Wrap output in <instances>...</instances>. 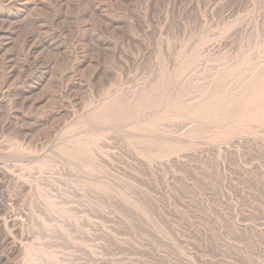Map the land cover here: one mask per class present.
<instances>
[{
    "label": "rangeland",
    "instance_id": "rangeland-1",
    "mask_svg": "<svg viewBox=\"0 0 264 264\" xmlns=\"http://www.w3.org/2000/svg\"><path fill=\"white\" fill-rule=\"evenodd\" d=\"M11 1L0 264H264V0Z\"/></svg>",
    "mask_w": 264,
    "mask_h": 264
},
{
    "label": "bare ground",
    "instance_id": "bare-ground-1",
    "mask_svg": "<svg viewBox=\"0 0 264 264\" xmlns=\"http://www.w3.org/2000/svg\"><path fill=\"white\" fill-rule=\"evenodd\" d=\"M10 0H1V2H9ZM24 1V0H23ZM43 1L44 0H31V2H30V6H31V10H40V9H43ZM47 1H49L50 2V4H51V2L52 1H55V0H47ZM57 1H59V0H56V2ZM63 1H67V0H63ZM81 1V0H80ZM86 1V0H85ZM0 2V3H1ZM11 2H13V0L11 1ZM10 2V3H11ZM16 2V1H15ZM17 2H22V0H18ZM45 2V1H44ZM62 2V1H61ZM73 2V1H72ZM9 3V4H10ZM88 3V2H87ZM95 3H97V2H95ZM47 4V3H46ZM53 4H55V2L53 3ZM60 4V3H59ZM59 4H57V5H59ZM68 4V3H67ZM98 4V3H97ZM8 5V4H7ZM5 6V5H4ZM16 6H17V4H16ZM89 6V5H88ZM9 7V6H8ZM19 7V6H18ZM22 7V6H21ZM21 7H19V8H21ZM24 7V6H23ZM22 7V8H23ZM91 7H92V5H91ZM90 6H89V8H91ZM51 8V7H50ZM56 8H58V6H56ZM7 9V8H6ZM10 9V8H9ZM24 9V8H23ZM25 9H27V7L25 8ZM73 10H74V8H72ZM55 10V9H54ZM64 10V9H63ZM72 10V11H73ZM4 11V10H3ZM20 11V10H19ZM22 11V10H21ZM26 11V10H25ZM65 11V10H64ZM64 11H63V13H64ZM92 11L97 15H99V12H100V10H99V12H98V9L97 8H94L93 7V9H92ZM57 12V11H56ZM91 12V11H90ZM93 12H91V13H93ZM18 13V12H17ZM10 14V13H9ZM20 14V13H19ZM26 14H27V12H26ZM51 14H53V13H51ZM50 15V14H49ZM56 15V14H55ZM97 15V16H98ZM2 16V15H1ZM24 16H25V14H24ZM27 16H28V14H27ZM26 16V17H27ZM45 16V15H44ZM52 15H50V17H51ZM54 16V15H53ZM57 16V15H56ZM61 17V16H60ZM14 18V17H13ZM1 19V18H0ZM28 19H29V17H28ZM41 19V18H40ZM39 19V20H40ZM52 19V18H51ZM59 19V18H58ZM67 19V18H66ZM9 20V19H8ZM52 20H55V19H52ZM60 20V19H59ZM4 21V20H3ZM2 20H0V26L1 25H3V22ZM31 21V20H30ZM29 21V22H30ZM42 21V20H41ZM40 21V22H41ZM21 22V21H20ZM37 19H35V21H33L32 20V24L33 25H35V28H36V30L38 31V33H39V31L41 30V27H40V25H39V23H40ZM43 22V21H42ZM47 22V21H46ZM28 23V22H27ZM51 24V23H50ZM12 26V25H11ZM14 28V27H13ZM21 30V29H20ZM48 30V29H47ZM46 30V31H47ZM43 31V30H42ZM45 31V30H44ZM50 31V30H49ZM0 35L2 34V31L0 30ZM6 34V33H5ZM7 35V34H6ZM1 36H3V34L1 35ZM32 36V35H31ZM36 37V36H35ZM28 38V37H27ZM38 38V37H37ZM5 39V38H4ZM8 39V38H7ZM31 39V38H30ZM48 39V38H47ZM52 39V38H51ZM35 40V39H34ZM55 40V39H54ZM10 41V40H9ZM42 41V40H41ZM45 41V40H44ZM31 42V41H30ZM48 46H51V45H48ZM7 48V47H6ZM49 48H51V47H49ZM55 49V48H54ZM1 50V49H0ZM33 50V49H32ZM53 50V49H52ZM4 51V50H3ZM55 51V50H54ZM64 51V50H63ZM57 52V51H56ZM59 52V51H58ZM54 54V53H53ZM63 54H65V53H63ZM28 59V58H27ZM32 66V65H31ZM260 71H261V69H260ZM258 72V71H257ZM263 72V71H262ZM262 72H261V75H262ZM255 73V72H254ZM257 74V73H256ZM251 76V75H250ZM258 76H260V75H258ZM251 77H253V76H251ZM261 77V76H260ZM248 79H250V78H248ZM258 79H259V77H258ZM255 81L257 80V79H254ZM213 81V80H212ZM246 81V80H245ZM254 81V82H255ZM259 81V80H258ZM225 82V81H224ZM250 82V81H249ZM260 82H261V80H260ZM210 83H211V81H210ZM251 83H252V81H251ZM258 83V82H257ZM257 83H256V85H257ZM263 83V82H262ZM253 84V83H252ZM251 84V85H252ZM228 85H229V83H228ZM227 85V86H228ZM232 85H235V84H231V86ZM208 86H210V85H208ZM226 87V86H225ZM233 87V86H232ZM247 87V86H246ZM224 88V87H223ZM249 88V87H248ZM226 89H227V87H226ZM264 89V88H263ZM207 90V89H206ZM224 90V89H223ZM236 90H238V88L236 89ZM251 90V89H250ZM249 90V91H250ZM248 91V90H247ZM254 91V90H253ZM1 92V91H0ZM207 92V91H206ZM222 93V91L220 92V94ZM246 93H248V92H246ZM185 94V93H184ZM229 94V93H228ZM217 95V94H216ZM212 96V95H211ZM219 96V95H218ZM250 96V95H249ZM199 97V96H198ZM213 97H215L214 95H213ZM217 97V96H216ZM220 97V96H219ZM224 97H226V96H224ZM207 98V97H206ZM221 98H222V96H221ZM177 99V98H176ZM213 99V98H212ZM225 99V98H224ZM230 99V98H229ZM242 99V98H241ZM247 98H245V100H246ZM163 100H165V99H163ZM162 100V101H163ZM171 100V99H170ZM185 100V99H184ZM198 100V99H197ZM199 100H200V98H199ZM214 100H215V98H214ZM221 100V99H220ZM212 101V100H211ZM234 101V99L231 101V102H233ZM238 101V100H237ZM164 102V101H163ZM171 101H169V103H170ZM174 102V101H173ZM206 101H204V103H205ZM242 102V101H241ZM258 102V101H257ZM264 102V101H263ZM166 103V102H165ZM177 103V102H176ZM215 103V102H214ZM219 103V102H218ZM221 103V102H220ZM219 103V104H220ZM235 103V102H234ZM200 104H202V103H200ZM228 104H230L231 105V103H228ZM228 104H227V107H230V106H228ZM233 104V103H232ZM238 104V103H237ZM258 104V103H257ZM167 105H168V100H167ZM239 105V104H238ZM163 106V105H162ZM220 106V105H219ZM225 106V105H224ZM235 106V105H234ZM233 106V107H234ZM242 106V105H241ZM176 107V106H175ZM212 107V106H211ZM165 108V107H164ZM174 108V107H173ZM179 108V106H177V109ZM224 108V107H223ZM238 108V107H237ZM196 109V108H195ZM228 109V108H227ZM240 109H241V107H240ZM251 109V108H250ZM157 110V109H156ZM180 110V109H179ZM182 110H184V109H182ZM213 110H214V108H213ZM215 110H216V108H215ZM222 110V109H221ZM231 110V109H230ZM230 110H228V111H230ZM263 110V109H262ZM159 112H160V110H158ZM164 111V110H163ZM193 111V110H192ZM191 111V113H193ZM208 111V110H207ZM206 111V112H207ZM211 111V110H210ZM224 111H226V110H224ZM232 111V110H231ZM235 111H236V109H235ZM234 111V112H235ZM241 111V110H240ZM239 111V112H240ZM243 111V110H242ZM172 112V111H171ZM187 112V111H186ZM198 112V111H197ZM214 112V111H213ZM218 112V111H217ZM220 112V111H219ZM161 113V112H160ZM165 113H166V111H165ZM176 113H177V110H176ZM190 113V112H189ZM190 113V114H191ZM200 113H201V111H200ZM208 113V112H207ZM211 113V112H210ZM233 113V112H232ZM237 113H238V111H237ZM250 113V112H249ZM252 113V112H251ZM255 113H257V111L255 112ZM155 114H156V112H155ZM195 116H196V114H195V112L193 113ZM193 114H191V115H193ZM203 114H205V113H203ZM234 114V113H233ZM171 115H172V113H171ZM185 115V114H184ZM214 116H216V114H213ZM237 115V114H236ZM182 116V115H181ZM194 116V117H195ZM197 116H198V113H197ZM204 115H202V117H203ZM260 116V115H259ZM165 117H166V115H165ZM205 117V116H204ZM232 117H233V115H232ZM246 117V116H245ZM252 117H254V116H252ZM262 117V116H261ZM260 117V118H261ZM200 118V117H199ZM208 117H206L205 119H207ZM229 118V117H228ZM227 118V119H228ZM242 118V117H241ZM248 118V117H247ZM247 118H245V120L247 119ZM251 118V117H250ZM263 118V117H262ZM216 119V118H215ZM239 119V118H238ZM243 119V118H242ZM125 120V119H124ZM208 120H209V118H208ZM231 120V119H230ZM191 121V120H190ZM194 121H197V118H196V120H194ZM193 121V122H194ZM210 121V120H209ZM247 121V120H246ZM245 121V122H246ZM250 121V120H249ZM192 122V121H191ZM211 122V121H210ZM214 122V121H213ZM216 122H218L217 120H216ZM222 122V121H221ZM244 122V121H243ZM260 122V121H259ZM262 122V121H261ZM220 123V122H219ZM190 124V123H189ZM195 122H194V126H193V130L195 129ZM212 124V123H211ZM210 124V125H211ZM216 124V123H215ZM226 124V123H225ZM250 124V123H249ZM191 125V124H190ZM193 125V124H192ZM191 125V126H192ZM201 125V124H200ZM206 126V127H209V128H211V126ZM221 125V124H220ZM190 126V127H191ZM198 126V125H197ZM241 126V125H240ZM243 126H245V125H243ZM243 126H241V127H243ZM147 127V126H146ZM203 127H205V125L203 126ZM223 127V126H222ZM226 127H227V125H226ZM144 128V127H143ZM149 128V127H148ZM187 128H189V127H187ZM197 128V127H196ZM213 128V127H212ZM224 128V127H223ZM222 128V129H223ZM239 128V127H238ZM190 129V128H189ZM199 128H197V130H198ZM216 129H217V127H216ZM225 129V128H224ZM141 130V129H140ZM188 130V129H187ZM206 129H204L203 130V132L205 131ZM221 130V129H220ZM231 130V129H230ZM191 131H192V129H191ZM200 131V130H199ZM214 131V130H213ZM217 131V130H216ZM219 131V130H218ZM188 132V131H187ZM194 132H195V130H194ZM209 132V131H208ZM198 133V135H202L201 133L199 134V132H197ZM207 133V132H206ZM219 133H221V131L219 132ZM231 133V132H230ZM195 134V133H194ZM211 134V133H210ZM216 135V134H215ZM220 135V134H219ZM213 136V135H212ZM186 137V136H185ZM206 137V136H205ZM204 137V138H205ZM199 138H201V137H199ZM210 138V137H209ZM201 139H203V138H201ZM200 140V139H199ZM73 143V142H72ZM78 145V144H77ZM79 146V145H78ZM77 147V146H76ZM74 160V159H73ZM10 225H11V227L12 228H16L17 227V223L16 222H14V221H12L11 223H9ZM8 225V224H7ZM2 243L4 244V248L6 249L5 251H7V252H13L14 251V249H15V247H14V244H13V242H12V240L10 239V237H8L7 235H5L4 237H3V239H2Z\"/></svg>",
    "mask_w": 264,
    "mask_h": 264
}]
</instances>
